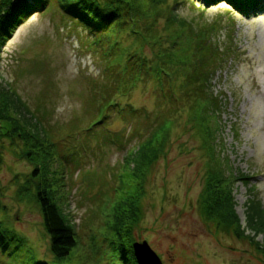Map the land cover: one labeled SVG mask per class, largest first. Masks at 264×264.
Returning <instances> with one entry per match:
<instances>
[{
    "label": "rangeland",
    "instance_id": "374dc122",
    "mask_svg": "<svg viewBox=\"0 0 264 264\" xmlns=\"http://www.w3.org/2000/svg\"><path fill=\"white\" fill-rule=\"evenodd\" d=\"M257 2L259 9L246 12L225 0H133L138 25L152 26L157 42L107 27L98 38L63 12L60 0L30 7L9 28L0 38V84L20 98L26 114L16 113L19 124L0 119V232L9 243L0 264H121L115 226L132 211L134 221L123 225L129 244L147 241L162 264H264L261 234L251 240L249 229L224 232L203 215L202 200L223 185L207 178L200 106L182 83L190 59L186 28L216 20L217 40L227 44L223 31L232 24L233 50L210 90L220 101L214 144L246 228L249 203L264 214V0ZM106 37L119 42L100 46ZM101 48L114 53L103 58ZM132 52L146 58V68L168 61L176 101L161 96L153 74L119 79ZM159 113L168 126L162 147L131 155L150 138ZM41 189L73 225L76 247L63 261L49 250L36 198Z\"/></svg>",
    "mask_w": 264,
    "mask_h": 264
},
{
    "label": "trees",
    "instance_id": "16d2710c",
    "mask_svg": "<svg viewBox=\"0 0 264 264\" xmlns=\"http://www.w3.org/2000/svg\"><path fill=\"white\" fill-rule=\"evenodd\" d=\"M60 1L63 2L60 3L61 7L66 11V15L69 18H73L76 23L87 28L91 34L95 36L97 35L96 37L98 38H102L100 36L101 29L107 27L118 31L129 30L130 33L140 36L144 41L151 40L157 42V40H155L157 35L154 34L155 30L152 26H145L144 31L138 25L139 17L137 10L132 7L133 0ZM201 1L205 4H214L216 0ZM225 1L231 7L246 12L247 9H255L254 2L257 3V0ZM44 2L45 0H1L0 38L2 39L4 35H7L9 28L19 21L20 17L26 14L30 7H36L37 4L41 6ZM172 22L173 20L170 23ZM220 26V23L216 20L197 29H194V25H192L189 26V28H186L188 38H183L184 42V39H188L189 44L187 46L188 48H185V51L190 54V59L185 62L188 71H185L182 83L186 87L185 92L200 106L199 111L197 112L198 118L196 122L200 124L203 133V141L205 142L204 145L208 152L209 171L207 178H209L212 184L221 183V185H223L222 193L218 194L216 197L213 195L205 196L202 200L203 215L206 216V218L215 221L217 228H220L224 232L232 231L235 235H244L245 229H249L252 234L251 240H254L255 237L261 234L263 237L262 242H264V214L258 209V207H256V203H249V211L245 220L246 228H243L240 219L235 212L234 196L228 184L230 181V171L227 169L226 162L224 161V157H222L223 155L221 154L220 149H217V145L214 144V142L219 143L218 130L220 123L217 116L220 108V101L210 90V81L214 74L218 70H221L227 63L226 57L229 55L228 52L229 50H233V48L230 49V46L232 44V33L234 31L232 24L223 31V33L226 32V34H224V39H227L230 42L222 44L220 43V40H217L218 35L215 33L216 31L221 30ZM228 32H230V34ZM106 38L108 40L98 39L100 46H108L111 41L112 45L119 42L116 38ZM97 43L98 42L96 41V48L99 47ZM107 50H109V48L106 50L101 48L104 56L103 58L109 57V53H114L110 52V50L107 52ZM161 55L164 56L163 54ZM138 57L137 53L133 52L127 55L124 76L119 79L123 80L125 77L129 76V80H132L133 77L139 73L143 76L153 74L158 82L161 96L164 99H169L170 102L172 100L176 101L178 96H175V92L169 84L173 74V67L168 64V61L162 57L159 62H154L153 65L146 68V58L141 56L142 59H139ZM115 103L107 104L106 108L110 106L115 107ZM21 111L25 113V104L20 101L18 96H15L10 88H5L0 84V119L8 122L10 125L14 122L19 124L20 122L16 113ZM121 111H123V109H119L118 112ZM128 112L133 115L137 112V109L128 110ZM106 115L107 114L100 115V119L96 120V123H101L103 118H106ZM30 116L33 118V115L30 114ZM157 117L156 126L152 129L150 138L144 139V141L138 144L133 151H130L133 153H131V155H141V153L147 149L153 151L150 147L157 150L162 147L164 140L167 138V116L159 113ZM33 119L36 120V118ZM91 126H93V124ZM91 126L89 128H91ZM24 130L25 129H23V131ZM21 135H24L23 132H21ZM46 139L49 140L48 137ZM27 153L29 155V152ZM145 156L146 155H144L143 158H145ZM141 162L142 161H137L135 163L139 165ZM32 174L36 176L38 174V169L36 168ZM240 179L244 180L245 178L240 177ZM212 184L210 185L212 186ZM131 196L133 198L135 195L132 194ZM36 198L40 206L44 228L50 237V253L53 255L54 261H63L76 247L73 225L68 216L64 215L61 208L45 189L37 191ZM114 209H116V207ZM120 214L123 213L121 212ZM118 221L119 224L115 226L117 233L114 234V239L121 264H137L133 253L132 243L131 245L129 244L130 239L127 237L128 231L124 227L127 223L134 221V212L132 211L129 215L121 216L120 219L118 218ZM255 243L256 245H260V242L258 241H255ZM8 249L9 243L6 240V237L0 232V251L2 254L9 253V251H7ZM10 252L12 254L14 249L12 248Z\"/></svg>",
    "mask_w": 264,
    "mask_h": 264
},
{
    "label": "water",
    "instance_id": "95a60500",
    "mask_svg": "<svg viewBox=\"0 0 264 264\" xmlns=\"http://www.w3.org/2000/svg\"><path fill=\"white\" fill-rule=\"evenodd\" d=\"M132 248L137 264H162L160 257L150 248L147 241L133 242Z\"/></svg>",
    "mask_w": 264,
    "mask_h": 264
}]
</instances>
